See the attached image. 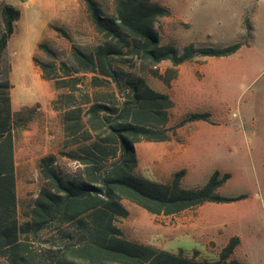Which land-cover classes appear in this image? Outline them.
<instances>
[{
    "label": "trees",
    "instance_id": "trees-1",
    "mask_svg": "<svg viewBox=\"0 0 264 264\" xmlns=\"http://www.w3.org/2000/svg\"><path fill=\"white\" fill-rule=\"evenodd\" d=\"M81 1L102 42L92 52L72 47L71 66L57 64L55 51L45 44H38V49L51 62L32 59L57 93L50 104L63 133L59 158L76 168L64 170L53 154L39 158L41 187L23 210V222L18 217L14 136L32 120L34 110L12 109V84L3 55L20 12L11 5L0 8V260L3 264H242L232 258L240 243L236 236L216 259L205 260L198 252L189 257L182 250L164 251L128 240L116 225L129 214L122 201L151 215L172 216L205 203L234 200L218 193L230 178L227 173L215 171L196 187L182 185L184 170L167 182L136 174V144L169 141L177 128L210 121V115L191 114L169 127L172 100L131 69L139 63L168 87L181 64L196 57H227L241 43L222 48L189 43L179 51L173 44L160 43L155 25L168 10L153 0H116L111 15L96 0ZM245 28L251 37V26ZM164 61L171 64L164 75L152 69Z\"/></svg>",
    "mask_w": 264,
    "mask_h": 264
},
{
    "label": "rangeland",
    "instance_id": "rangeland-1",
    "mask_svg": "<svg viewBox=\"0 0 264 264\" xmlns=\"http://www.w3.org/2000/svg\"><path fill=\"white\" fill-rule=\"evenodd\" d=\"M96 1L106 15L113 13L116 0ZM153 1L168 8V14L155 25L161 44H173L179 51L189 43L213 48L241 46L227 57H196L181 64L168 87L139 63L131 69L172 100L169 127L191 114L210 115V121L177 128L169 141L136 144V174L167 182L184 170L182 185L196 187L204 185L215 171L227 173L230 178L218 193L234 200L205 203L172 216L151 215L122 201L129 214L116 225L128 240L164 251L182 250L189 257L198 252L199 259L205 260L216 259L236 236L240 243L232 258L242 264H264V0ZM3 5L20 12L3 55L12 84V109L34 110L32 120L14 136L18 217L23 222V210L41 187L39 158L53 154L64 170L76 168L58 155L63 133L59 115L50 104L57 93L32 61L51 59L38 44L55 51L57 64L71 66L72 47L92 52L102 38L81 0H0V8ZM246 24L251 26V37ZM170 67L164 61L152 69L164 75ZM185 220L192 223L180 226Z\"/></svg>",
    "mask_w": 264,
    "mask_h": 264
},
{
    "label": "crops",
    "instance_id": "crops-1",
    "mask_svg": "<svg viewBox=\"0 0 264 264\" xmlns=\"http://www.w3.org/2000/svg\"><path fill=\"white\" fill-rule=\"evenodd\" d=\"M263 6H264V3H263ZM164 7V6H163ZM164 8H166V7H164ZM167 10H168V8H166ZM168 14V13H167ZM191 123V122H190ZM190 123H186L185 125H183L182 127H180V128H183V127H185L186 125H190ZM184 212H186V211H184ZM184 212H182V213H180V215L181 214H183ZM190 223H192V221H190V220H185L184 222L182 221V222H180V226H187V225H189Z\"/></svg>",
    "mask_w": 264,
    "mask_h": 264
}]
</instances>
